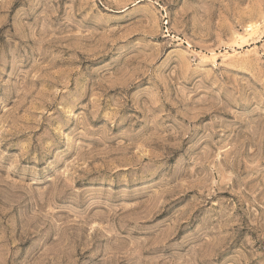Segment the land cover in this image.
Masks as SVG:
<instances>
[{"label": "rangeland", "instance_id": "obj_1", "mask_svg": "<svg viewBox=\"0 0 264 264\" xmlns=\"http://www.w3.org/2000/svg\"><path fill=\"white\" fill-rule=\"evenodd\" d=\"M0 264H264V0H0Z\"/></svg>", "mask_w": 264, "mask_h": 264}]
</instances>
